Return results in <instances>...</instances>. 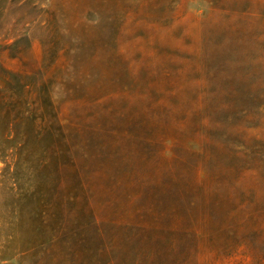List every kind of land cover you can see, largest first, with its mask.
Listing matches in <instances>:
<instances>
[{
  "label": "rangeland",
  "instance_id": "rangeland-1",
  "mask_svg": "<svg viewBox=\"0 0 264 264\" xmlns=\"http://www.w3.org/2000/svg\"><path fill=\"white\" fill-rule=\"evenodd\" d=\"M164 100L189 116L201 102L184 135L164 129L189 188L169 205L174 231L146 190L155 148L111 142L127 129L111 107L136 115ZM61 132L73 155L53 153ZM41 159L49 168L33 173ZM200 162L204 194L191 188ZM240 200L256 241L244 214L224 222ZM208 212L207 238L185 237L184 218L200 226ZM263 224L264 0H0V264H207L205 252L253 264Z\"/></svg>",
  "mask_w": 264,
  "mask_h": 264
},
{
  "label": "trees",
  "instance_id": "trees-1",
  "mask_svg": "<svg viewBox=\"0 0 264 264\" xmlns=\"http://www.w3.org/2000/svg\"><path fill=\"white\" fill-rule=\"evenodd\" d=\"M179 76V74H178ZM169 98H173L176 95L179 94V90L174 89L170 90ZM197 102V100H196ZM187 105H190L189 102H186ZM199 105H201L199 102H197ZM195 105V108L190 107L189 111L191 112L190 116H195L198 111V106ZM180 107L178 106V109L172 108L169 106V102L166 100L164 101H158V102H150L149 105L146 106V108L143 109V112L132 115L128 112H118L115 108L111 107V113L114 114V116H117L121 118L120 120H123L125 123L127 129H112L114 131V137L112 138L111 142L118 144H122L123 140H135L138 142H144V145H147L148 147L152 146L155 149L150 150L152 153V156L156 158V168H158V176L156 178H147L145 185L146 190L151 193V196H153V201L155 205L158 208V219L163 220L167 216V220L172 224L170 225L171 230H176L180 228L177 226L172 220L171 215L175 214V208H172V206H169L171 204L175 205L174 203H177L176 201L181 200V197L184 196L186 198L189 197L188 189L184 186H181V178L183 175L181 173H174L171 168V163L169 162V150L167 149L168 144L174 145L180 144L179 141L176 139L174 141L170 140L164 131V129L173 130L174 132H179L180 135L184 133L183 127L186 126L187 120L190 117L189 114L180 112ZM37 109V108H36ZM164 112H167L169 116L164 114ZM164 114L165 116H162ZM178 115H181L180 120L178 119ZM203 119V118H201ZM36 118L34 117V122H36ZM201 123V122H200ZM59 127H62L60 123L58 122ZM130 127V128H129ZM133 127H136L134 129V135ZM38 129V128H37ZM158 131V133L156 132ZM154 132V134H153ZM156 132V133H155ZM45 130H43L41 127H39L38 130H35L33 132L32 136V143L36 142H42L44 138ZM61 136V139L63 140V146L59 144V148H54L56 150L53 151L54 154H71L73 155V152L71 150L70 144L71 140L69 136H66L62 132L59 133ZM184 135V134H183ZM181 141V140H180ZM69 146V147H68ZM192 154L195 155H201V153L198 151H191ZM236 155L243 156L244 153L241 152H235ZM252 152L248 154L250 156ZM151 156V157H152ZM204 159V157H203ZM72 164L73 158L71 159ZM50 162L46 159H41L35 166L32 167L33 173H41L42 171L49 168ZM230 169H232L234 172L236 169L229 165ZM243 171H255L257 168H249L245 166L244 164L242 166H239ZM155 167H153V170ZM208 168L204 164V162L197 163V170L196 175L194 179V184L191 188H195L196 190H199L202 194H204L208 190L209 186V175L207 172ZM210 171V170H208ZM170 203V204H169ZM180 202H178L179 204ZM237 203V202H236ZM194 205V202L187 201V207ZM175 207V206H174ZM238 207V214L235 210H231L225 213L224 222L227 224V221L236 220L237 215L244 214V220L245 222L251 227L249 228L248 234L249 236H253L254 241H256L258 234L252 233L250 229H252V224L255 223V218L253 215L252 210L249 208L247 204H245L244 200H240V202L237 204ZM208 216H204L202 219V223L200 226L196 225V219L192 217L184 218V226L182 228V233L185 237H192L196 240L206 239L207 238V232H205V228H207L209 216H211L212 212H208ZM264 225V224H263ZM254 226V225H253ZM221 231L224 234H229L230 236H233L234 238L237 237V230L233 228H229V226H226L225 228H222ZM258 243L263 244L264 241L258 240ZM251 252V257H256L255 259H252L253 264H264V258L260 255H264V248L262 251H257L256 248H251L249 250ZM249 252V253H250ZM230 256V254L228 255ZM202 257L206 259L207 264H214V262L218 261L217 258H215L210 252H206L202 254Z\"/></svg>",
  "mask_w": 264,
  "mask_h": 264
}]
</instances>
